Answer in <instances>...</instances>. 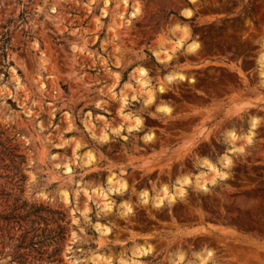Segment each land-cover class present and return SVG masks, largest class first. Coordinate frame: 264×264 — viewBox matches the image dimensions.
Segmentation results:
<instances>
[{
	"label": "rangeland",
	"instance_id": "374dc122",
	"mask_svg": "<svg viewBox=\"0 0 264 264\" xmlns=\"http://www.w3.org/2000/svg\"><path fill=\"white\" fill-rule=\"evenodd\" d=\"M105 1L0 0V264H264V0ZM203 160L226 177L153 203Z\"/></svg>",
	"mask_w": 264,
	"mask_h": 264
},
{
	"label": "bare ground",
	"instance_id": "6f19581e",
	"mask_svg": "<svg viewBox=\"0 0 264 264\" xmlns=\"http://www.w3.org/2000/svg\"><path fill=\"white\" fill-rule=\"evenodd\" d=\"M191 1L192 2H196V0H191ZM110 4L111 3H110L109 0H106L105 1V5H104L105 8L102 9L103 16H107L108 15L107 7ZM120 6H123L124 8H127V7L132 8L133 12L130 14L132 17H136V16H138V14H140L139 3L137 1H135L134 3H131V0H120V4L118 5V7H120ZM189 13H190V15H189ZM184 14L187 17H191L192 16L191 11L188 10V9H186L184 11ZM173 30L176 31V32H181V33H183L185 35H188L189 34L188 29L185 26H181L179 24H177L173 28ZM174 43H175V45L178 48H182L183 46H186V50H188L189 52H193V51H195L198 48V47H196L195 49H192L191 48V45H193V44L198 45V43L192 42V43H187L185 45L183 43V41L180 40V39L176 40ZM154 56L159 61H170L172 59V56L173 55H171L166 50H161V51L155 52L154 53ZM258 60H259L258 62H259V66H260V76H261V78L263 80L262 82H263V85H264V53H261L260 54ZM142 69L146 73V75H142L141 74V70ZM149 74H150L149 71L146 68H143V67H140V68H137V69L134 70L135 78L138 81L137 83H140V85H142V86H147L148 85V83H149ZM181 77H183V79H181ZM174 79H179V80L185 81L186 80V77L183 74H181V73L167 74L165 76V80H167V81L174 80ZM193 81H194L193 79H190V82H193ZM161 88L162 87L159 86V90ZM147 95H148L147 96L148 97L147 98L148 102H153L155 100L154 92L152 90H148L147 91ZM162 108L169 109L167 106H160L159 107V110L162 109ZM165 113H170V109H169V111H167ZM137 120L140 121L139 124L136 123ZM133 122H134V124L128 127L129 131H135V130H138L139 129L138 127L141 124L140 118H135L133 120ZM255 127H256V120L255 119H252V121H251V127H250V129L248 130V132L245 135H243V136H237L236 133H234L233 131H231L228 134L229 141L233 144L238 139H245L248 143H251L252 142L253 129ZM145 137H146V139H152L153 136L151 134H147ZM104 138L107 139V135H105ZM233 151H235V148L229 149V152H233ZM87 158H88V160H87V162H85V164L87 163L89 165L94 160V157L92 155H88ZM221 161H222V165H225V164L228 165L229 162H230V158H229L228 155L225 154V155L222 156ZM201 164L204 165L208 169V172L198 173L197 175H195L194 181H191L190 179H185V181L182 180V179L181 180H178V185H176L173 188L174 191L171 192V193L168 192L167 189L163 188L162 189L163 194H157V195L153 196V198H152L153 199V203L156 206L160 207V206L163 205V202H164L165 199L170 200V201H174L175 200V194H180V195L183 194L184 191H185L184 186L185 185H190L192 182H194L195 186L198 189H202V190L207 189L206 182H207L208 179L206 180V177L209 174H213L214 176H219V177H226L225 174H224V172L220 171L216 167V165H214L212 162H210L208 160H203ZM213 169H215V171H213ZM114 178L115 177L113 175L108 178V183L111 185V188L112 187H115V190L117 192H121V193L122 192H125L127 190V186H126L127 184H124V182L123 183L117 182V181H115ZM87 193L88 192H86L85 194H87ZM62 195L64 196V201L68 203L69 202V195H68V193L67 192H62ZM140 196L143 198L144 202H147L149 200V197H148V194L147 193H142ZM104 208H107V210H112L113 207L111 206V203H106ZM130 212H131V207L129 205H124L123 206V212L122 213L128 214ZM109 233H110V229L108 227H104L103 226V234L107 235ZM151 252L152 251H151L150 248H147V247H143L142 246V247H137L133 251V254H135L136 256H139L140 257V256L148 255ZM209 253H211V252H208L205 256H200L199 257L200 258V261L198 262V264H206L207 259L211 256V255H209ZM183 260L184 259L182 257H179L177 264L183 263L184 262ZM119 263L120 264H128L129 262L126 263V262L120 261ZM135 263H137V262H135ZM186 264H190V263H186Z\"/></svg>",
	"mask_w": 264,
	"mask_h": 264
},
{
	"label": "snow or ice",
	"instance_id": "6c2138e0",
	"mask_svg": "<svg viewBox=\"0 0 264 264\" xmlns=\"http://www.w3.org/2000/svg\"><path fill=\"white\" fill-rule=\"evenodd\" d=\"M189 15H190V13H189ZM196 47H198V45H195V44L191 45V48H192V49H195ZM141 74H142V75H146V73L143 71V69L141 70ZM181 79H183V77H181ZM160 91H163V88H161ZM133 99H134V97H133ZM160 110H161V111H164V112L169 111V109H167V108H162V109H160ZM136 123L139 124L140 121L137 120ZM229 163H230V162H229ZM225 166H227V164H225ZM213 171H215V169H213ZM186 182H187V181H186ZM209 255H211V253H209Z\"/></svg>",
	"mask_w": 264,
	"mask_h": 264
},
{
	"label": "trees",
	"instance_id": "16d2710c",
	"mask_svg": "<svg viewBox=\"0 0 264 264\" xmlns=\"http://www.w3.org/2000/svg\"><path fill=\"white\" fill-rule=\"evenodd\" d=\"M182 20H184V18L183 17H180Z\"/></svg>",
	"mask_w": 264,
	"mask_h": 264
}]
</instances>
